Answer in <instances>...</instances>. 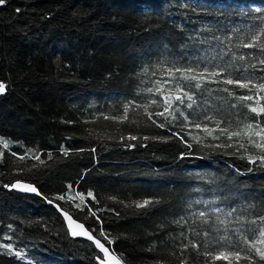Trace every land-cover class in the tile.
<instances>
[{"label":"trees","instance_id":"1","mask_svg":"<svg viewBox=\"0 0 264 264\" xmlns=\"http://www.w3.org/2000/svg\"><path fill=\"white\" fill-rule=\"evenodd\" d=\"M261 23L264 0H6L0 5V81L7 86L0 95V137L12 142L8 149L0 146V245L13 246V254L0 247V264H98L101 254L91 242L70 236L55 204L108 245L100 235L103 228L114 241L108 246L125 264H180L181 259L227 264L180 245L195 241L200 253L212 251V241L225 234L216 215L228 221L233 240L241 227L237 217L264 215L259 159L264 151L255 146L264 142L255 135L264 128V115L247 107L264 104V92L223 83L229 75L257 83L264 76L260 66L245 70L264 59V52L237 46ZM241 55L244 60L233 59ZM197 64V75L205 66L225 71L217 77L206 73L200 89L191 82L184 91L192 101H177L183 94L175 90L168 68ZM156 87L161 93L147 91ZM128 101L135 104L127 119H112L124 115ZM233 132L240 135L229 138ZM26 149L37 150L44 164L31 153L20 161ZM15 181L37 186L43 195L4 187ZM77 192L84 194L82 208L75 207L81 204ZM62 195L64 200L57 199ZM147 198L160 203L146 210L125 206ZM213 208L220 212L213 215ZM232 209L236 212L226 216ZM200 211L211 216L209 225L196 219ZM252 256V264H264Z\"/></svg>","mask_w":264,"mask_h":264},{"label":"snow or ice","instance_id":"2","mask_svg":"<svg viewBox=\"0 0 264 264\" xmlns=\"http://www.w3.org/2000/svg\"><path fill=\"white\" fill-rule=\"evenodd\" d=\"M6 2V0H0V5H3ZM19 11V10H17ZM255 12L260 13L261 9L256 8ZM230 39V38H228ZM238 47H244V48H259L262 52H264V23H261L258 27L255 28V30L252 32L251 36L248 39V42H242L240 45H237ZM233 59H239L244 60L245 57L243 55L239 57H233ZM259 67L260 71H264V59H258L257 63L248 64L245 66V70L247 68L251 69H257ZM200 67L199 64L196 65V67H176L173 65L172 67L168 68V73L171 75L175 80V90L177 92H181L183 95H176L175 99L177 101L183 102V98L187 97L188 100L192 101L193 96L192 94H189V92L184 91V88L189 86V84L193 81H196L194 87L196 89H200L202 87V83L206 80L205 74L207 73L211 77H217L219 76L220 72L225 71L224 68H213L209 69L207 66L203 68L202 71L199 72V74H195L197 72V69ZM260 82H254L252 79H234L231 75L227 76L223 80V83L228 85H235L239 88H249L251 85L252 88L258 89L260 92H264V76L259 77ZM159 83V82H157ZM164 83H168V81H165ZM6 84L3 81H0V95L4 94L6 92ZM148 92L155 91L156 93H161L160 87H156L155 89L149 88L147 89ZM225 92H229V95H234V93L230 92L229 89L225 88ZM241 100L245 101H251L253 99L252 96H242L239 97ZM261 100H264V96L261 97ZM194 102V101H193ZM152 104H157V100H152ZM135 104L134 101H128L124 105V115L122 117H111L112 119H120L124 120L127 119V114L131 110V106ZM165 112L168 111L169 107L171 106V98L165 100ZM137 107H140V105H136ZM145 108V111H147V105L143 106ZM189 107H191V104H189ZM249 111L251 113H254L256 115H264V104H258V106H252L251 104L247 105ZM157 116H163L164 112H158L156 113ZM180 115H183V113H180ZM107 118V117H106ZM151 118V116H149ZM187 119V117H185ZM206 119H211L210 117H206ZM160 127H164L163 124L159 125ZM196 127H200L199 124L196 125ZM206 127V125H205ZM248 129H253L252 124H248L246 126ZM227 132V129L224 130ZM229 138L232 136H239L240 133L233 132L228 133ZM255 135L260 136L264 138V128H261L259 131L255 132ZM132 140H135L136 137H129ZM12 142L5 140L3 137H0V146H2L3 149H8L10 144ZM254 143V142H253ZM130 147H134L135 145H129ZM255 146L257 148H260L262 151H264V142L256 143ZM243 147V145H241ZM37 150L35 149H26L25 153L23 155L18 156V159L20 161H24L29 157V154L32 155V159H35L39 162V164L43 165L44 161L40 159V156L38 154H35ZM60 151L63 153L64 156L69 155V150L67 148L61 147ZM3 151H0V157L3 156ZM13 156H17V153L13 152ZM49 159L52 158V154H48ZM261 162H264V155H261L259 157ZM36 165H33V168H35ZM6 188L11 189H18L20 191H23L25 193H34L37 196H42V192L39 190V188L33 184L23 183L21 181H17L16 183L10 184V185H4ZM69 188H71V185H69ZM87 195L91 197L93 200L95 199V196L92 192H88ZM76 197H79L81 200V204H76V208H82V205H84V194L77 192ZM45 199H47L45 197ZM59 200H64L65 196H59L57 197ZM72 199V198H70ZM110 199H115V197H110ZM49 204H53V200L47 201ZM160 203L159 199L155 198H147L142 201H133L131 205H125L126 207H134L138 210H146L150 207H152L154 204ZM58 210L60 209V206L56 205ZM62 211V210H61ZM89 212L92 216L96 217V212L89 209ZM220 212L219 208H213L212 214L216 215ZM236 212V209H232L228 213H226V216L231 217ZM65 220L68 222V227L70 230V233L73 237L77 236H85L88 240L93 241L95 244V248L99 249L101 253H103V257L100 255L96 256V260L98 261V264H123V259L121 256L115 254L113 251L109 249V247L105 246V243H102L100 239H97L93 234L85 228V226L82 223H78L76 220L72 218L67 212L62 213ZM196 219H198L202 224L209 225L211 216L206 211H200L198 213L194 214ZM99 220V217H97ZM237 220L241 224L240 228H236L234 230L236 234V239L233 240V237L227 234L226 228L228 221L226 219H220L219 215H216V223L219 225H223L225 227V234L219 235L218 238L214 239L212 243L215 245V248L212 251L205 250L203 253L199 252V244L195 241H189L187 244H182L180 247L183 250H188L189 248L194 249L197 251V255H203L207 257L209 260L215 262V261H226L227 264H233L235 261V264H240L241 260H247L249 261V264H252L253 262V256L252 253L254 252L256 256L259 257L261 261H264V248L260 247L261 245H264V215H256L251 219H247L244 216L237 217ZM184 221V218L182 217L181 220L175 221V223H181ZM244 225H247V227H244ZM216 231H219V229H216ZM100 235L104 238V240L107 242L108 245H111L114 241L109 239V236L107 233L104 232L103 228H101ZM183 235V234H182ZM203 235L205 237H209L211 233L209 231H204ZM243 245V246H241ZM205 248H208V244L206 243ZM0 247H3L8 250L9 254L12 253L13 246L11 244H5L0 245ZM16 256H22L21 252H15ZM180 264H188L186 259H181Z\"/></svg>","mask_w":264,"mask_h":264},{"label":"water","instance_id":"3","mask_svg":"<svg viewBox=\"0 0 264 264\" xmlns=\"http://www.w3.org/2000/svg\"><path fill=\"white\" fill-rule=\"evenodd\" d=\"M17 181H15V182H13V183H16ZM21 182H23V183H28V184H31V183H29V182H25V181H21ZM12 183V184H13ZM10 190H13L14 192H17V193H20V194H25V195H36V194H34V193H25V192H23V191H20V190H18V189H11L10 188ZM54 207L56 208V210L59 212V214L61 215V217H62V220H63V223H64V225H65V228L67 229V231H68V233L70 234V236H72L71 235V233H70V230H69V227H68V222L65 220V218H64V216H63V212H66L65 210H63L62 208H60L61 210H58L57 209V207H56V204L54 205ZM68 213V212H67ZM69 214V213H68ZM70 215V214H69ZM70 216H72V215H70ZM73 218V217H72ZM74 219V218H73ZM74 220H76V219H74ZM78 223H82V222H80V221H78V220H76ZM83 224V223H82ZM84 225V224H83ZM85 226V225H84ZM85 228H86V226H85ZM87 229V228H86ZM92 233V232H91ZM94 236V235H93ZM73 237V236H72ZM74 238H81V239H85V240H87V241H89V242H91L93 245H94V247H95V244L93 243V241H91V240H88L87 239V237H85V236H77V237H74ZM97 238V237H96ZM98 239V238H97ZM102 242V241H101ZM103 243V242H102ZM105 246L106 247H109L108 245H106L105 244ZM109 249L111 250V251H113L110 247H109ZM100 254H101V257H103V253H101L100 251H99V249H96ZM114 252V251H113ZM115 253V252H114ZM116 254V253H115ZM98 262V261H97ZM123 264H125L124 262H123Z\"/></svg>","mask_w":264,"mask_h":264}]
</instances>
